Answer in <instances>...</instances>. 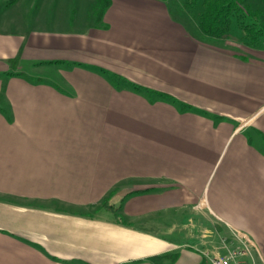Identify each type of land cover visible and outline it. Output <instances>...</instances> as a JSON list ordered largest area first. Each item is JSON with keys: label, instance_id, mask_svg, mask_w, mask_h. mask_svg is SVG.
<instances>
[{"label": "crops", "instance_id": "0c3cea01", "mask_svg": "<svg viewBox=\"0 0 264 264\" xmlns=\"http://www.w3.org/2000/svg\"><path fill=\"white\" fill-rule=\"evenodd\" d=\"M39 2L0 0V264H210L234 231L263 264L264 38L167 0L77 28Z\"/></svg>", "mask_w": 264, "mask_h": 264}, {"label": "trees", "instance_id": "16d2710c", "mask_svg": "<svg viewBox=\"0 0 264 264\" xmlns=\"http://www.w3.org/2000/svg\"><path fill=\"white\" fill-rule=\"evenodd\" d=\"M264 1V0H263ZM111 5V0H97L98 21H102L106 10ZM202 6V12L199 18V29L203 35L222 39L226 37L233 27L234 16L238 17L243 31L245 32L247 43L253 47L258 46L261 39L264 38V13L260 10L252 9L246 0H186L184 7L186 10H195ZM116 87L127 81L111 72H105ZM136 90H142L141 87L134 85ZM186 108V105H182ZM104 204V203H103ZM107 201H105V205ZM166 257H154L153 262L158 263ZM175 258V257H173Z\"/></svg>", "mask_w": 264, "mask_h": 264}, {"label": "rangeland", "instance_id": "374dc122", "mask_svg": "<svg viewBox=\"0 0 264 264\" xmlns=\"http://www.w3.org/2000/svg\"><path fill=\"white\" fill-rule=\"evenodd\" d=\"M40 2L42 0H39ZM54 2L48 6L42 7L39 2L38 6L33 7L31 14L28 16L31 20L39 16L42 9H46L49 20H53L54 23L59 25H69L71 28H77L87 23V19L90 17L89 24H98V16L96 8L97 0H53ZM171 11L181 20H183L191 29L199 26V18L202 12V6H198L195 10H186L184 7L186 0H167ZM247 4H250L252 9L260 10L264 13V1L263 0H246ZM28 18V19H29ZM238 17L233 18V27L237 32L240 30L242 37L246 39L245 32L243 31ZM69 23V24H68ZM87 23V24H88ZM193 255L189 251H183L179 261L176 264H208L201 256V263H193L192 261L186 262V256ZM258 264V263H257Z\"/></svg>", "mask_w": 264, "mask_h": 264}, {"label": "built area", "instance_id": "2783aa9c", "mask_svg": "<svg viewBox=\"0 0 264 264\" xmlns=\"http://www.w3.org/2000/svg\"><path fill=\"white\" fill-rule=\"evenodd\" d=\"M234 236L238 245L230 248L227 254L223 256L206 254L210 264H257L254 254H258V251L253 242L238 231H234Z\"/></svg>", "mask_w": 264, "mask_h": 264}]
</instances>
